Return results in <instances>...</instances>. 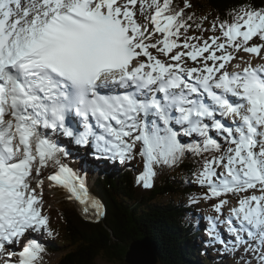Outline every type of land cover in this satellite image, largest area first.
Masks as SVG:
<instances>
[{
    "label": "rangeland",
    "instance_id": "1",
    "mask_svg": "<svg viewBox=\"0 0 264 264\" xmlns=\"http://www.w3.org/2000/svg\"><path fill=\"white\" fill-rule=\"evenodd\" d=\"M142 1L143 0H122V3L119 5L121 8L127 5L132 6L134 10L133 17L135 21L140 22L141 25V31L143 34L141 37L143 38L147 35L143 41L142 47L140 46L141 49L144 50V54H141L140 56L141 61L148 62V60H151L153 63H156L157 61L163 60L166 62L165 64L169 63L172 65L171 71H182L183 74L195 80L196 78H201L196 76L198 70L209 74L211 73L208 70L210 67H213L212 75L214 77H219L220 72L214 73L218 68L221 72L230 73V71L234 69L236 70L238 65H241L238 68V72L240 73L264 63V39H257L255 43L248 45L247 47H245L246 44L243 41L238 40H236L234 44L229 43L228 45L226 42L219 39L222 37V34L220 31L211 28L213 26L212 23H209L206 27L204 30L206 32L195 33L191 37L192 39L188 38L187 41L190 45L187 44L175 52L166 53V49L162 44V38L165 33H163V31L166 29V23H151L147 17V10L143 8ZM40 2H43V0ZM23 7L27 8L24 9ZM32 10L33 5H31L29 0H0V12L1 15H4L0 17V21L1 18L5 16H13L15 12L19 13V16L25 17V15L27 13L30 14L29 11ZM144 21H146V23ZM155 27L160 28L158 31H155ZM243 30L246 32V28ZM243 67H245V69H243ZM261 106L264 111V101L261 102ZM144 116L145 118L139 113L134 118H130L128 121L123 122L124 125L121 130L118 132L109 131L108 138L105 139H102L100 137L102 134L100 131H97L100 138L96 141L85 137H81L75 141L71 140L70 144L72 148L70 150V158L65 154L63 155V153H61V155L66 160L72 158L76 159V157L79 156V160L88 161L86 157L82 158L81 156L86 155V150L97 147V150L100 153L99 159L101 160L112 158L116 160L117 163L119 161H126L129 163L134 162L135 165H139L142 162L146 163V153L152 152L155 157L156 153L153 149L158 148L157 146H153V148L148 150L145 147L144 130L149 126H161L159 117L162 115L159 109H153L149 115ZM243 117L244 115L241 117V120L244 119ZM259 117L255 119L258 127L257 132H254L252 129L250 134H247L245 131L242 133L238 131V128L244 130L247 128L246 126L244 128L240 122H238L235 127H233V124H230L226 128L219 127V124L213 123V116L211 113H203V117L198 116V120H194V122L185 119L180 114L176 115V112L167 116V120H171L169 122V136L166 142L168 147H173V137L176 133L178 122H184L188 127L192 128L193 131H196L203 125H208L210 130L209 128L207 129L210 131L212 138L217 134L219 136L231 135L230 137H232V142L226 146V152L221 156V163L216 168V177L219 183L213 181V179L206 174L213 170V166L205 165L200 170V174H202L200 176V183L217 188V191L211 190L213 193L209 196L206 195V199L202 196L198 197L200 198L198 206L201 208L200 210H202V212L198 213L199 219L200 222L207 227V231L202 232L199 235L202 241L207 240L209 236L216 235L217 230L222 229L226 233L231 244L239 243V245H242L243 238L238 240L237 238L240 237H236V235L230 232H244V223L247 225L249 223H259V225L263 223V225L260 226H264V220L260 217L261 213L259 210H256L259 216L255 215V220L251 219L252 216H250V213L247 218L242 215L244 204L252 211L254 210L253 204L255 199H258L260 196H263L264 199V181L259 182L255 180V173H253L254 170H251L252 172H247V168L250 167L248 164L251 163H256V165L260 166L259 168L264 172V118H262V114ZM212 129H215V131ZM142 148H144V150L141 152ZM75 161H77V159ZM40 163H45L46 165L38 166ZM102 163H104V161H102ZM51 166H53V162L48 159H44L37 165H33V176L27 181L32 183L33 189L35 190L34 198L36 204L31 212L28 211L23 213L24 223L22 225L18 223L17 229L13 232L16 234L15 239L6 242V244L3 245L2 250L4 251L3 253H0V264H49L57 260L58 254L54 253L53 255L48 256L45 254L32 253L27 248V240L29 238L42 240L47 234V231L51 230L54 224L58 221V216L53 205L62 207V196L67 199L65 204L71 205V202L68 200H71L72 195L69 192L64 195L59 188L51 190L49 185L45 182L44 172ZM226 172L229 176L234 174L233 176H236V178L241 177L240 174L242 173L247 177H252V180L256 182L250 187L244 189H241V186L232 187V184L235 183H232L226 177ZM52 191H56L55 194L52 193ZM192 200L193 202L195 201V199ZM163 201H166V199L161 198L159 202ZM56 210L58 211V209ZM238 220H240V224ZM41 222H45V230L40 228L42 226ZM221 223H224L223 227L219 228ZM258 233L261 234V232L256 231L254 236L252 235V237L248 238L249 240L245 239L247 241L243 242L242 245L245 251L238 252L239 255L236 259V264H244L242 261H239V258H242L247 264H253L254 261V264H259L261 261H264L263 257H258L259 253L257 251L260 247V242L256 238L259 236ZM198 244L200 245V243ZM225 253L230 254L231 252L225 250ZM97 264L117 263L99 258Z\"/></svg>",
    "mask_w": 264,
    "mask_h": 264
},
{
    "label": "trees",
    "instance_id": "2",
    "mask_svg": "<svg viewBox=\"0 0 264 264\" xmlns=\"http://www.w3.org/2000/svg\"><path fill=\"white\" fill-rule=\"evenodd\" d=\"M143 3L148 17L155 15L170 22L166 35L167 40H172L170 46L175 47L188 35L203 32L209 23L222 33V38L232 35L244 41L241 26H247L254 39L264 34V0H143ZM160 136L164 139V134ZM131 173L136 172L126 169L111 178L114 173L107 170L97 178L98 195L107 206L102 222L83 220L62 199V207L56 206L60 224L43 241L30 240L31 250L59 252L60 259L54 264H97L99 258L125 264L129 244L147 236L157 247L160 259L157 264H232L223 251L212 249L214 246L200 248L194 242L199 237L193 235L194 224L198 222H194L196 209L190 198L199 195L197 189L210 194L209 189L194 188L188 179L185 183L164 176L159 177L152 189L143 191ZM180 183L185 189L181 190ZM164 196L168 199L159 202Z\"/></svg>",
    "mask_w": 264,
    "mask_h": 264
},
{
    "label": "bare ground",
    "instance_id": "3",
    "mask_svg": "<svg viewBox=\"0 0 264 264\" xmlns=\"http://www.w3.org/2000/svg\"><path fill=\"white\" fill-rule=\"evenodd\" d=\"M30 1V3H31V5H33V10L32 11H30V16L29 17H27L26 18V21L24 22V25L25 26H29V20H30V18L32 17V18H35V20H36V22H38V21H40V20H42L41 19V13H42V11H44V10H46V9H50V8H52V7H54V6H59L58 8H60V6H66L67 4H68V0H57V2H50V1H48L47 3H45V4H40L39 3V0H29ZM73 1H75V0H73ZM121 2H122V0H118L117 2H116V4H115V6H114V10L117 12V13H120V14H127L132 20L134 19V17H133V14H134V10H133V8H132V6H124L123 8H121L119 5L121 4ZM26 5V4H25ZM29 5V4H28ZM9 7H11V6H9ZM24 9H26L27 7H23ZM15 14H19V13H16L15 12ZM119 14V15H120ZM216 22V21H215ZM219 22V21H218ZM132 27H134V28H136V26H135V24H133L132 23ZM166 34V33H165ZM138 36H143V34H142V31L140 30L139 32H138ZM22 37L24 38L25 37V32L23 31L22 32ZM186 37H191V36H186ZM188 39V38H187ZM14 45H16V44H14ZM14 49H16L15 47H14ZM243 63V62H242ZM152 64V66L153 67H155V68H157V71L155 72L154 71V73H159L160 74V76H162V75H166L167 73H169L170 72V70H169V66L168 65H166L165 64V62H162V61H158L157 63H156V66L153 64V63H151ZM243 65V64H242ZM135 66L136 67H139V63L138 62H136L135 63ZM241 65H238L237 66V69L240 67ZM17 67V66H16ZM261 67H264V65H261L260 67H258V68H261ZM235 70V69H234ZM261 71H262V74H264V68H262V69H260ZM260 70H257V72L255 73V75H256V79L258 80V82L260 81L261 82V80H262V83L264 84V75H262V78L261 77H259V72H260ZM250 71H251V69H250ZM217 72V71H216ZM219 72V71H218ZM239 74V73H238ZM249 74H251V73H248V76H249ZM221 76H224V74H220ZM196 76H200V77H202L203 79H205V77H207V78H209L210 76H208V74L206 73V72H198L197 73V75ZM242 81H243V85H242V87L243 88H239V90H243L244 92H247L248 93V100L250 99V101H251V99H254L255 98V95H253L252 93H251V86H250V81H249V77L247 78V79H242ZM182 82H183V80H181L180 78H178L177 79V81L175 82V83H171V82H165L164 81V89H162V90H169L170 92H167L168 93V95H167V101H166V104L165 103H163V105H161L160 106V108H161V113L163 114V115H165V113H166V111H167V109H168V107L170 108V110H169V115H171L172 113H179V114H183V112H181L180 110H178V107L176 106L177 104H175V100H173L171 97L172 96H179V94H178V90H183V88H184V91H183V93L180 95V98H187L188 99V95H187V92H186V90L187 89H189V86H188V84H183L182 85ZM165 83H166V87H165ZM155 85L156 84H154V82L152 81L151 82V84H150V86H148V87H146V88H144V89H142V90H140L139 88H136V87H134V88H136V89H139L140 91L139 92H141V91H148V92H150V94H151V92H153V90L155 89ZM184 86V87H183ZM214 86H216V87H218L219 89H222V91H224V92H228L227 91V88L226 87H224L225 85H222V84H214ZM127 91V90H126ZM229 93V92H228ZM191 94V93H190ZM231 94V93H230ZM88 96H91V92H90V95H88ZM232 96H234V98H233V100H236V101H238L239 102V100H241V99H243V96L241 95H239V97H236L235 95H232ZM191 99L193 100V101H191V100H189L191 103H194L195 104V107H194V110H195V112L197 113V114H199V115H197L196 116V118H198V116H201L202 114H201V112H199V111H201L200 109H199V107L201 106V103H199V102H197L196 101V99L194 98V96L192 95L191 96ZM239 99V100H238ZM161 100H163V98H161L160 100L159 99H156V102L157 103H160L161 102ZM188 101V100H187ZM263 102V101H262ZM222 104H224L222 107H224L225 106V103H222ZM254 106H255V103H253V104H250V106H249V108H250V110H251V112H254V113H261L260 111H259V108H254ZM186 110H189L190 112H192L191 111V109H183V111L185 112ZM209 110V109H208ZM264 112V111H263ZM194 115V113L193 114H190V118H192V119H194V117L195 116H193ZM141 116L143 117V118H145V116H144V113L143 112H141ZM212 116H214V114H212ZM246 116H247V112H246V114L244 115V117L243 118H245L246 119ZM260 118V117H259ZM220 119V118H219ZM198 120V119H197ZM218 120V119H217ZM243 120V119H242ZM242 120H241V122H242ZM96 122L97 123H103L102 122V120H100V119H97L96 120ZM220 122V121H219ZM253 122V121H252ZM246 123V122H245ZM205 124H207V123H205ZM253 125H255L254 123H252ZM107 125V124H106ZM124 125V124H123ZM205 127L206 126H208V125H204ZM109 127H110V123L104 128V129H106V130H108V131H110L109 130ZM206 128H209L210 129V127L208 126V127H206ZM49 128H46V127H43L42 128V130H46L47 132L49 131L48 130ZM186 129H190L189 127H188V125H187V127H186ZM253 129H257L256 127L255 128H253ZM55 130V129H54ZM238 131L239 132H243L244 131V129H238ZM234 132L236 133V131L234 130ZM264 134V133H263ZM63 137H65V136H63ZM62 138V136L61 135H59L58 133H57V136H56V139H57V141H60V139ZM225 138V137H224ZM58 145H59V143H58ZM145 145V147L148 149V150H150L151 148H153V145H151V144H144ZM134 153V152H133ZM59 156L61 157V155L59 154ZM220 157V156H219ZM256 157H257V155H256ZM259 159V158H258ZM263 159V158H262ZM81 160H79V162L77 163V164H75V162H74V166H73V168L76 170V171H78V172H81L82 171V169H83V167H82V165H81V162H80ZM215 161H218V160H215ZM59 164H61V161H59ZM262 166V165H261ZM258 167H260V166H258ZM252 168V166L250 165V169ZM82 178V180H80L79 179V182L82 184V185H84V187H87V188H89V181H87L88 179H87V177H86V180L83 178V177H81ZM86 181H87V183H86ZM60 189V188H59ZM90 190H91V192H94L95 193V191H93V189L92 188H89ZM72 191L73 190H70V193H72ZM96 194V193H95ZM97 196H98V198L101 200V197L98 195V194H96ZM102 201V200H101ZM103 202V201H102ZM104 203V202H103ZM31 240L33 241V240H35L36 242H37V240L35 239V238H31ZM17 243V242H16ZM45 246H47L46 244H45ZM47 251V250H46ZM155 257H157L158 258V260H160L159 259V257H158V253H156V255H154Z\"/></svg>",
    "mask_w": 264,
    "mask_h": 264
},
{
    "label": "water",
    "instance_id": "4",
    "mask_svg": "<svg viewBox=\"0 0 264 264\" xmlns=\"http://www.w3.org/2000/svg\"><path fill=\"white\" fill-rule=\"evenodd\" d=\"M75 208L79 216L89 222H97L104 218L102 201L93 193L82 190L75 195ZM157 247L150 237L133 240L125 254V264H157L155 257Z\"/></svg>",
    "mask_w": 264,
    "mask_h": 264
}]
</instances>
